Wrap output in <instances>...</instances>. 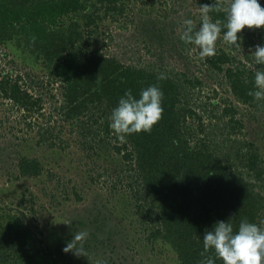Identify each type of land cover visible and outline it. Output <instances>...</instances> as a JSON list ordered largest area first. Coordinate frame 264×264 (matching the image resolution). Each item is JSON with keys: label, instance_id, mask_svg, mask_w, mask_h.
<instances>
[{"label": "trees", "instance_id": "16d2710c", "mask_svg": "<svg viewBox=\"0 0 264 264\" xmlns=\"http://www.w3.org/2000/svg\"><path fill=\"white\" fill-rule=\"evenodd\" d=\"M127 1L0 0V42L13 40L36 61L42 59L51 78L62 83L63 121L79 120L78 129L95 133L94 138L104 135L102 143L111 135L117 141L113 152L121 155L140 182L136 198L143 200L145 217L150 220L145 223L148 241L169 247L177 264H199L205 231L212 230L217 221L229 220L234 230L241 220L258 225L264 221V152L245 137L239 109L246 105L264 115L258 106L264 101L247 94L255 90V70L264 66L255 64V50L238 56L237 48L229 44L216 49L213 57H198L207 73L221 77L220 87L230 95L221 94L216 86L207 93L206 103L200 100L192 106L191 89L193 93L202 90L203 78L125 64L103 52L107 42H99L100 26L108 18L118 23ZM212 3L196 1L199 9ZM259 3L264 7V0ZM222 4L227 7L223 0ZM209 17L213 22L221 20L223 36L226 13L212 11ZM238 37L240 44L246 39L251 45L264 46V28L258 33L245 27ZM161 73L167 78L158 80ZM21 79V74L0 77V92L30 112L40 99L22 88ZM151 85L164 93L163 118L151 133L120 140L109 126L113 109L128 89L139 99L141 90ZM89 123L97 125L96 129ZM55 133L48 127L39 141L52 146ZM18 169L22 177H36L42 166L38 159L24 156ZM24 215L23 211L13 214L0 204V264H60L43 245L39 230L26 224ZM216 264L223 261L217 259Z\"/></svg>", "mask_w": 264, "mask_h": 264}, {"label": "rangeland", "instance_id": "374dc122", "mask_svg": "<svg viewBox=\"0 0 264 264\" xmlns=\"http://www.w3.org/2000/svg\"><path fill=\"white\" fill-rule=\"evenodd\" d=\"M196 1L128 0L118 23L108 18L100 26L99 42H107L103 52L125 64L199 76L204 86L194 93L191 89L190 104L206 103L211 90L221 88L222 79L207 73L197 50L181 39L185 20L200 25ZM222 37L216 49L227 47ZM240 45L234 51L238 56L255 50L246 39ZM19 74L22 88L40 101L24 112L0 92V204L13 214L23 211L26 224L39 230L43 245L60 264H177L169 247L148 241L145 223L150 220L143 200L136 198L140 182L121 155L113 152L117 141L111 135L102 143L104 135L94 138L95 133L78 129L79 120L63 121L62 83L51 78L42 59L36 61L13 40L0 42V77ZM239 109L245 137L264 152V115L246 105ZM84 124L89 126L87 120ZM48 127L56 132L52 146L39 141ZM24 156L39 160L40 175H20L18 163ZM79 231L88 233L83 243L86 255L64 252Z\"/></svg>", "mask_w": 264, "mask_h": 264}, {"label": "clouds", "instance_id": "9594fccd", "mask_svg": "<svg viewBox=\"0 0 264 264\" xmlns=\"http://www.w3.org/2000/svg\"><path fill=\"white\" fill-rule=\"evenodd\" d=\"M223 3H226L227 7H223L222 0L201 5V23L198 28L191 19L183 22L181 39L186 44L194 45L193 51L198 48L201 59L216 55V43L222 32L221 20L213 22L209 17L210 12L226 13L223 28L227 31L223 33L222 39L235 48L241 46L238 42V33L245 27L249 29L264 27V7L259 0H223ZM252 55L255 64L264 66V46L256 45ZM166 78L164 73L157 77L158 80ZM254 85L255 90H250L247 94L257 102L264 101V70H255ZM163 98L164 93L158 85L142 89L139 99L133 96L131 89H128L109 117L110 128L122 141L126 135L151 133L153 126L163 118ZM258 106L264 109V104ZM64 223L71 225L70 222ZM261 225H264V221ZM261 225L241 220L238 230H234L229 220L217 221L212 230L205 231L201 252L203 259L199 264H216L217 259L222 260L223 264H264V226ZM87 238V232H76L63 251L73 252L77 256L86 255L83 243Z\"/></svg>", "mask_w": 264, "mask_h": 264}]
</instances>
